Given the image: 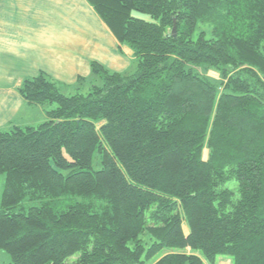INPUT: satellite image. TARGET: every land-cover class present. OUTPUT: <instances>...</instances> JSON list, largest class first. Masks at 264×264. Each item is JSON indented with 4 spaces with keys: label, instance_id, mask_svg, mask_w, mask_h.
I'll return each mask as SVG.
<instances>
[{
    "label": "trees",
    "instance_id": "1",
    "mask_svg": "<svg viewBox=\"0 0 264 264\" xmlns=\"http://www.w3.org/2000/svg\"><path fill=\"white\" fill-rule=\"evenodd\" d=\"M87 1L136 69L92 63L74 95L45 74L23 81L27 103L55 107L0 130V252L264 264V0Z\"/></svg>",
    "mask_w": 264,
    "mask_h": 264
},
{
    "label": "crops",
    "instance_id": "2",
    "mask_svg": "<svg viewBox=\"0 0 264 264\" xmlns=\"http://www.w3.org/2000/svg\"><path fill=\"white\" fill-rule=\"evenodd\" d=\"M92 63L124 73L136 60L87 0H0V130L47 119L20 96L25 79L45 74L69 91L91 78Z\"/></svg>",
    "mask_w": 264,
    "mask_h": 264
},
{
    "label": "rangeland",
    "instance_id": "3",
    "mask_svg": "<svg viewBox=\"0 0 264 264\" xmlns=\"http://www.w3.org/2000/svg\"><path fill=\"white\" fill-rule=\"evenodd\" d=\"M133 14L136 17L142 18L144 20H148V21L151 20L150 16H148V15H143V14H140L138 12H134ZM135 69H136V64H135L132 71H135ZM209 75L213 76V77H218L217 74H214V73H210ZM65 93L73 94V95L76 94L75 91H73V90L65 91ZM45 107H46V109L50 110V109L54 108L55 105H46ZM46 121H47V119L44 122H46ZM44 122L40 123V125L43 124ZM204 156H205V159H207V157H208V151L207 150L205 151ZM93 167L96 170H98L101 167L100 162L98 164L97 158L94 159ZM5 179H6L5 174H0V202H1L2 194H3L2 192H3L4 186H5ZM184 231L186 234L188 233V228L186 227V225H184ZM0 257H1L0 258V264H9L10 263V259H9L8 255L5 254L4 252H2V251L0 252ZM7 261H8V263H6ZM216 264H232V260L227 258V257L222 256V257L218 258V261L216 262Z\"/></svg>",
    "mask_w": 264,
    "mask_h": 264
},
{
    "label": "water",
    "instance_id": "4",
    "mask_svg": "<svg viewBox=\"0 0 264 264\" xmlns=\"http://www.w3.org/2000/svg\"><path fill=\"white\" fill-rule=\"evenodd\" d=\"M173 35H176V28L173 29Z\"/></svg>",
    "mask_w": 264,
    "mask_h": 264
}]
</instances>
